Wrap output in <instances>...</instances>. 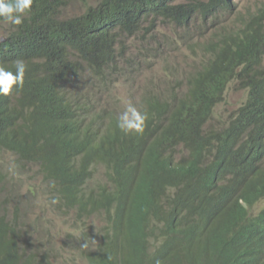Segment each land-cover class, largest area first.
<instances>
[{
	"label": "clouds",
	"instance_id": "obj_1",
	"mask_svg": "<svg viewBox=\"0 0 264 264\" xmlns=\"http://www.w3.org/2000/svg\"><path fill=\"white\" fill-rule=\"evenodd\" d=\"M160 1L142 3L132 34L113 12L107 17L116 50L99 66L90 43L62 33L33 47L22 39L15 58L0 64V130L21 147L16 153L0 142L4 185L23 198L19 209L28 216L35 192L23 186L42 178L49 204L41 213L73 232L50 236L26 221L31 239L19 236L13 245L26 243L29 255L38 252L28 242L39 245L40 264L60 255L66 264H264V91L250 80L256 71L264 76V0H217L210 13L189 6L211 0H174L188 7L181 20L157 15ZM33 3L0 0V21L18 28ZM232 17L234 24L216 30ZM7 24L0 23V44ZM252 26L261 50L249 68ZM159 28L191 43L164 40ZM130 38L145 48L128 49ZM29 85L47 93L45 101L23 94ZM18 264L34 263L27 256Z\"/></svg>",
	"mask_w": 264,
	"mask_h": 264
},
{
	"label": "trees",
	"instance_id": "obj_2",
	"mask_svg": "<svg viewBox=\"0 0 264 264\" xmlns=\"http://www.w3.org/2000/svg\"><path fill=\"white\" fill-rule=\"evenodd\" d=\"M72 0H34L32 10L24 17V22L18 28L0 21L3 26L7 24V27L11 29L7 36V42L0 44V64L15 58L17 49L21 44L22 39L25 42L33 46H39L37 40L48 34L62 33L68 40L80 39L83 42H88L93 48V63L97 66L104 62L105 56L110 49L115 45V37L109 36L105 31L103 23L107 17H111L113 12V18L122 24L123 32L126 34H132L139 29L140 17H138V10L145 0H102V2L95 7H87L85 12L77 17L61 19L60 11L64 9L67 3ZM83 1L86 0H75ZM174 0H161L158 4V8L155 11L157 15L163 17V20L169 18L181 20L184 18V10L188 7L182 5H172ZM221 2L217 0H211L209 4L198 3L197 6H189L191 10L195 11L197 8L205 10L207 12L210 9L219 8ZM248 30L252 34L255 43L252 53L247 60V67L252 68L259 62V52L261 50L259 45V28L257 26L249 27ZM52 42V41H51ZM224 44L231 50L236 51L235 41L233 39H224ZM68 51V50H66ZM59 55L62 54L59 52ZM72 53H66V57H71ZM245 72L247 70L245 69ZM213 74V72L211 71ZM260 72L256 71L251 75L250 80L257 86L261 93L264 91V76L260 79ZM42 89H47L44 84ZM23 94L28 97H32L39 101H45L47 93L39 92L33 85H29L23 88ZM29 108L36 110L38 105L35 102L28 104ZM0 142L4 143V147L12 149L14 152H18L21 149L19 144L13 143L7 136H5L0 130ZM22 144V143H21ZM31 140L27 137L23 141L25 148L29 147ZM24 150V149H23ZM50 170H56L55 167L49 166ZM1 169V168H0ZM182 172V171H180ZM5 176L0 172V250L4 257L6 264H18L22 258L29 257V263L40 264L43 261L44 256H41L39 249H42L35 243H30L37 250V254L29 255L25 251V245H13L19 236L27 237L31 239V231L29 232L26 220L23 217L26 216L27 211L20 210L19 207L23 203V198L15 195L9 190L5 184ZM78 192L82 189L78 186ZM26 209L29 208L28 202L24 203ZM86 207V206H85ZM14 209L13 212L10 209ZM118 236H116L117 238ZM31 246V247H32ZM118 248V244L116 245ZM119 253L115 254L118 258Z\"/></svg>",
	"mask_w": 264,
	"mask_h": 264
},
{
	"label": "rangeland",
	"instance_id": "obj_3",
	"mask_svg": "<svg viewBox=\"0 0 264 264\" xmlns=\"http://www.w3.org/2000/svg\"><path fill=\"white\" fill-rule=\"evenodd\" d=\"M190 0H185V2H189ZM198 1H205V0H198ZM98 2V0H87L85 3L81 1H69L62 11V14L66 18H71L75 15H81L85 8V5H95ZM180 2V0H177L175 3ZM235 18H226L222 19L218 28H216L217 31L222 32L221 28H228L232 24L235 23ZM146 24H143L141 28H144ZM159 33L163 34L162 37L164 40H172L173 38L176 39H184L188 44L191 43V41L183 36H180V32H176L173 29L168 28H159L156 29ZM139 35H141V31H139ZM156 36L157 33L154 32H148L146 33V36ZM128 45V49L131 48L133 50H139L140 48H145V44L139 41L137 38H130L126 41ZM180 50H183L182 48H179ZM124 97H126L124 95ZM2 155V151H0V156ZM5 159L6 156H3ZM15 162V158L11 157L9 158L4 164L3 168L10 167ZM20 179V178H19ZM24 182V180H22ZM31 187L35 192V197L33 199V208L30 211L28 216L23 217L24 220L28 221L29 226L35 230V228L39 225L37 230H43L50 236H56V235H62V232L65 230V221L60 220V218L43 214L41 213L42 210L47 211V205L49 204V194L47 192V186L44 183L42 178H35L32 182L25 181V185L23 186V189H28V187ZM11 212L14 211V209H10ZM66 233H73L71 230H65ZM29 252H35L33 250H28ZM69 260L67 256L60 255V258L54 259L52 264H66V262Z\"/></svg>",
	"mask_w": 264,
	"mask_h": 264
},
{
	"label": "bare ground",
	"instance_id": "obj_4",
	"mask_svg": "<svg viewBox=\"0 0 264 264\" xmlns=\"http://www.w3.org/2000/svg\"><path fill=\"white\" fill-rule=\"evenodd\" d=\"M114 49L116 50V45H114ZM182 172H184V171H182Z\"/></svg>",
	"mask_w": 264,
	"mask_h": 264
}]
</instances>
